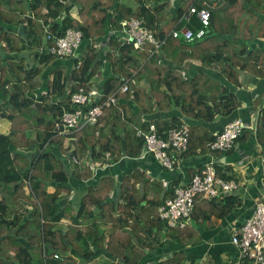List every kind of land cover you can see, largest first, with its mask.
Segmentation results:
<instances>
[{"label": "trees", "instance_id": "16d2710c", "mask_svg": "<svg viewBox=\"0 0 264 264\" xmlns=\"http://www.w3.org/2000/svg\"><path fill=\"white\" fill-rule=\"evenodd\" d=\"M134 1L136 9L120 0H0V47L5 52H0V116L8 121L6 133H0V264H98L96 259L88 261L95 250H106L111 257L107 264H147L153 240L161 248L164 238L192 243L198 238L193 224L199 218L223 217L236 201L233 195L209 198L197 194L186 225L169 227L159 219L158 207L174 197L181 176L167 187L145 176L144 160L138 159L144 137L138 131L147 133L153 123L165 137L171 127L187 125L181 120L166 124L154 115L141 120V113L164 111L173 101L186 107L185 115L194 118L221 108L228 115L238 107L233 95L217 100L224 90L209 75L187 79L178 70L165 73L169 66L159 60L199 59L205 66L220 52L222 56L213 62L229 80L237 78L236 66L245 69L250 63L254 69H263L262 49L247 53L246 44L221 37L238 36L243 31L246 39H251L264 33V0H229L227 10L210 11L207 34L193 41L169 35L189 0L176 15L165 11L158 0ZM74 8L77 11L73 12ZM99 10L112 12L104 24L98 23ZM132 17L141 19L165 43L159 45L158 53H151L154 46L150 43L135 48L121 40L116 30L120 31L122 20ZM21 23H25L24 36L17 34ZM185 26L196 30L202 24L192 15ZM71 27L82 32L81 43L74 55L60 58L50 52L54 44L46 37L62 35ZM104 36L112 74L102 85L103 97L123 84L128 85L127 91L117 95L118 103L103 109L96 124L64 135L55 133L54 122L68 109L71 95L80 86L91 88L92 76L103 63L93 41ZM24 49L30 50L28 53L33 50L32 65L26 64ZM178 85L190 88L185 102H180L182 92H175ZM205 85L216 88L203 91ZM34 101L41 102L39 109L31 106ZM47 114L52 120L46 119ZM261 122L264 108L256 128L264 154ZM188 133L186 150H170L174 160L197 152L223 153L209 148L215 135H198L193 127H188ZM249 134L244 129L237 142ZM96 162L105 167L95 168ZM121 166L129 171L117 178ZM214 168L217 178H231L220 167ZM195 173H190L189 181ZM184 261L185 253L178 251L152 264ZM248 263L249 258L243 256L239 264Z\"/></svg>", "mask_w": 264, "mask_h": 264}, {"label": "crops", "instance_id": "0c3cea01", "mask_svg": "<svg viewBox=\"0 0 264 264\" xmlns=\"http://www.w3.org/2000/svg\"><path fill=\"white\" fill-rule=\"evenodd\" d=\"M120 1L125 2L127 5H131L132 8L136 9L137 3H127L126 1L128 0ZM185 1L188 0H158L157 3L164 4L165 11L176 15L180 11L182 5L185 4ZM192 3L197 7L204 6L210 11H216V13L227 10L230 6L229 0H189L188 6ZM74 9L72 10L73 12H75ZM111 13V11L99 10L98 23L104 24L107 18L109 16L111 17ZM76 17L81 20L84 18L79 16ZM23 24L25 25V23ZM1 25L6 26L2 23ZM16 29H18V27ZM116 32L121 34V40L123 41L124 38L122 33L118 30H116ZM238 36L225 35L221 38L223 40L224 38H232L246 44L247 53L255 48L262 49L264 53V33H258L257 36L251 39H246V33L241 31ZM106 42L107 40L105 36L93 41V48L98 50L99 56L103 59V63L99 67L98 72L92 76L91 88L96 89L100 93H102V85L106 78L112 74L109 66L110 62L105 53ZM159 49L160 48L155 49L152 53H158ZM213 55V61H217L222 56L220 52ZM173 60L174 61L168 58H160V63L169 66L165 73H168L171 70H178L187 79H191L196 75H209L214 78L224 90L223 92L218 93L217 100L221 101L229 95H233L238 102V107L232 110L228 115L225 114V110L221 108L218 111L214 109L211 110L212 114H208V112L205 111L203 117L194 118L185 115L186 107H183L182 104L175 105V101H173L174 103L172 102L170 107L164 111L154 110L151 114L141 113V120L145 118L148 119L153 115L162 117V121L166 124L181 120L188 125L189 129L190 127L195 128V133L198 135L204 133L216 135L223 125L233 118H240L246 124L254 126V129L247 128L246 132H250L247 139L237 142L229 152L219 154L197 152L189 157L178 160L175 157V166L164 170L152 155L144 154L141 149L138 159L144 160V166L143 169H141L145 171V176L148 179L161 182L164 187L169 186L171 181L175 180L179 175L181 176L179 185L188 183L190 173L197 172L210 160L214 161V167H220L222 172L231 176L230 179L237 183V188L229 194L235 196L236 201L230 206V211L227 215L220 218L216 216H208L207 218L203 217L199 218L195 224L192 223L198 233V238L192 243L184 245L177 243L174 240L164 238L165 244L161 248L157 246V240H153L154 248L148 251V260L145 261V263L152 264L158 259H168L173 253L180 251L185 253L184 264H239L243 255L239 249L231 243V235L233 230L240 227L246 217L250 215L255 201L260 197L262 186L264 184L263 147L256 139V128L260 122L261 111L264 108V68L257 67L254 69L249 66L250 63L247 64L248 66L245 69L236 66L234 70L237 73V78L235 80L232 78L229 80L213 61L202 66L199 59H180V62L175 59ZM256 69H259L258 72ZM95 78L96 80H94ZM153 78L157 80L158 74H155ZM143 85H145L146 88H149L147 84ZM203 88H205L203 91H207L209 88H216V86L213 85L210 87L205 85ZM189 90L190 88L186 85H178L175 87L176 93L182 92V96H179L180 102H185V99L188 96L185 94H187ZM136 110L140 111L139 108H136ZM261 124L264 125V122H261ZM175 160L173 158V163ZM139 164L142 167L141 163ZM109 167H112V165ZM117 171L119 172L117 178H119L123 176L125 172L128 173L127 171H129V169L121 166ZM115 193L116 191H114L113 196L116 195ZM64 194L65 192L62 193V195ZM70 199H72V195H70ZM164 229L161 230L159 239H161ZM93 259H96L98 264H107L111 257L106 250H95L88 261Z\"/></svg>", "mask_w": 264, "mask_h": 264}, {"label": "built area", "instance_id": "2783aa9c", "mask_svg": "<svg viewBox=\"0 0 264 264\" xmlns=\"http://www.w3.org/2000/svg\"><path fill=\"white\" fill-rule=\"evenodd\" d=\"M196 15L202 27L191 30L185 25L190 16ZM210 10L204 6L197 7L190 4L182 12L177 23L170 30L169 35L182 41H193L200 39L207 34L209 25ZM120 32L123 35L124 43L131 44L135 48H141L144 44L150 43L154 50L163 43L154 32L142 24L141 19L130 18L121 22ZM180 25V26H179ZM179 26V28H178ZM53 44L50 52L57 54L60 58L74 55L82 40V32L74 27L66 29L65 33L58 36H49ZM152 50L151 53L154 51ZM127 84H123L113 94L103 97V93L94 88L86 89L80 86L69 100V107L54 122L53 131L64 135L79 130L85 125H94L98 122L103 109L118 103L117 95L125 93ZM254 129V126L246 124L240 118H233L223 125L215 135L209 148L215 151L225 152L237 143V139L244 129ZM143 134L144 154H151L162 166L173 167V158L170 150L181 152L186 150L188 145V126H175L168 129L165 137L158 134L153 123L148 126L147 133ZM95 168H104L98 162L94 163ZM237 188V183L232 180H223L216 177L214 161L210 160L197 171L185 186H178L172 198H166L158 207L159 219L165 221L169 227H183L192 212L194 198L197 194H203L209 198L218 195H229ZM233 243L243 256L249 258L248 264H264V184L258 200L255 201L252 211L240 227L233 230L231 235ZM57 257V255H54Z\"/></svg>", "mask_w": 264, "mask_h": 264}, {"label": "rangeland", "instance_id": "374dc122", "mask_svg": "<svg viewBox=\"0 0 264 264\" xmlns=\"http://www.w3.org/2000/svg\"><path fill=\"white\" fill-rule=\"evenodd\" d=\"M240 1H242V0H240ZM126 2H127V3H129V2L136 3V2L133 1V0H128V1H126ZM130 6H131V5H130ZM136 6H137V5H136ZM74 10L77 11L76 9H74ZM246 17H247L246 14H243V15H242V18H243L244 20L247 21ZM29 51H30V50L24 49L23 54H24V58H25V62H26V64H30V65H32V64L35 62V61H34V58H33V50L31 51V53H28ZM0 52H3V50H2L1 47H0ZM3 53H5V52H3ZM4 56H6V54H5ZM94 80H96V78H95ZM46 119H48V120H52L51 114H47ZM7 126H8V121H7L6 119H4V117L0 116V133H6V131H7ZM102 259H103V258H102ZM103 261H106V260H103Z\"/></svg>", "mask_w": 264, "mask_h": 264}, {"label": "water", "instance_id": "95a60500", "mask_svg": "<svg viewBox=\"0 0 264 264\" xmlns=\"http://www.w3.org/2000/svg\"><path fill=\"white\" fill-rule=\"evenodd\" d=\"M17 34L18 35H21V36H24L25 35V32H24V24L23 23H21L18 26ZM31 106L33 108L39 109L41 107V102L40 101H34V103Z\"/></svg>", "mask_w": 264, "mask_h": 264}]
</instances>
